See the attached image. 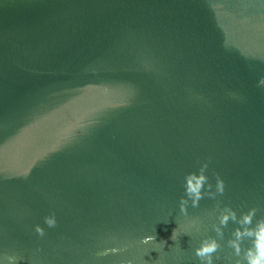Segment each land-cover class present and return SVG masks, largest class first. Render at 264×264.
Segmentation results:
<instances>
[{"label": "water", "instance_id": "water-1", "mask_svg": "<svg viewBox=\"0 0 264 264\" xmlns=\"http://www.w3.org/2000/svg\"><path fill=\"white\" fill-rule=\"evenodd\" d=\"M260 76L261 0H0V254L156 264L154 234L162 264H199L217 204L264 214ZM205 162L202 191L217 174L225 190L184 215V176ZM236 227L215 264L237 259Z\"/></svg>", "mask_w": 264, "mask_h": 264}, {"label": "clouds", "instance_id": "clouds-1", "mask_svg": "<svg viewBox=\"0 0 264 264\" xmlns=\"http://www.w3.org/2000/svg\"><path fill=\"white\" fill-rule=\"evenodd\" d=\"M264 3V0H261ZM257 86H264V76H260L257 80ZM207 163H202L198 170L189 171L185 174L183 179L184 195L179 198V209L184 215H187L189 203L193 207L199 205L200 199L207 195L215 197L217 193L223 194L225 190L224 180L217 174L215 183V192L202 191V188H211L212 184L208 182V177L205 175V169ZM260 211L258 206H252L247 211H242L237 216L236 211L229 205H223V207L217 204L216 219L219 221L218 224L213 223L212 227L215 230L216 236H205L198 242L197 246L194 247L193 251L195 256L199 259V264H215L213 253L220 247V242L216 237L223 238L224 231L221 225H227V221L232 219L239 224L232 230L231 238L227 241L228 245L232 248L237 259L234 260L233 264H264V214L259 217L256 213ZM254 217H256L255 223L253 224ZM44 224L49 228H53L57 224V219L54 213H49L43 217ZM34 231L39 236H44L45 228L37 223L33 225ZM181 232H187L178 227L173 230L170 239L178 240ZM189 233V232H187ZM245 238L250 239L249 246L241 252V241ZM141 243L151 244L152 248H155L160 252L159 259L156 264H162V257L167 252L163 251L164 244L166 241H156L155 235H146L142 237ZM40 249L37 248V251ZM216 257L215 259H218ZM19 257L15 254H0V264H17Z\"/></svg>", "mask_w": 264, "mask_h": 264}]
</instances>
